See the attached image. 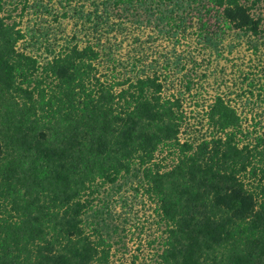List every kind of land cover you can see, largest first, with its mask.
<instances>
[{"label": "trees", "instance_id": "trees-1", "mask_svg": "<svg viewBox=\"0 0 264 264\" xmlns=\"http://www.w3.org/2000/svg\"><path fill=\"white\" fill-rule=\"evenodd\" d=\"M67 1L0 0V264H264V121L205 88L264 0Z\"/></svg>", "mask_w": 264, "mask_h": 264}, {"label": "rangeland", "instance_id": "rangeland-1", "mask_svg": "<svg viewBox=\"0 0 264 264\" xmlns=\"http://www.w3.org/2000/svg\"><path fill=\"white\" fill-rule=\"evenodd\" d=\"M10 2H16L17 8L16 10L13 11V14L17 17V15L20 13V6L22 5L21 0H9ZM76 0H73V3ZM32 0H29V3H31ZM44 3H46L48 5V7L50 8V12L52 13H56L57 11L61 12L62 11V6L65 7H69L66 6L67 5V0H43ZM61 2V3H60ZM70 3V2H69ZM81 1L77 0V4H80ZM62 4V5H61ZM72 5V3H70ZM20 5V6H18ZM12 8L11 6H6V8L8 9ZM34 9L30 8V14L24 15L23 18L21 19V27L24 28L26 27V24L28 23L30 25V27H32L33 23L35 22V20L38 21V19L41 21H49V24H55L52 20H53V14L52 13H41L39 16H36L34 14ZM85 10H87V7L85 8ZM18 18V17H17ZM30 19V20H28ZM62 23L64 21H66L65 19L61 18ZM47 23V22H46ZM65 23V28L63 29V31H59L58 33L56 32H52L49 36V43L53 44V47L55 49H57L60 45L63 44H69V43H73L76 39L77 41L81 44L85 41V38L82 36V33L79 32V28L75 27L71 22ZM41 24V23H38ZM43 25H46L45 23H43ZM79 26V25H78ZM54 27V26H53ZM77 36H75L74 38H72V35L75 33ZM56 37V39H55ZM258 41V45L260 50L264 49V32L257 38ZM234 40H231L230 42V48L226 47V49L223 51L222 53V58L219 57L218 59H216L215 61H213L210 64V68L211 70L216 69L217 71L210 73L205 80L209 83L210 81V85L205 84V88L209 90V93L214 94L216 92H221L222 90H224L226 93H229L231 89H235V91L232 93L231 98L233 99V101L231 102L232 104H235V106L237 107L238 111L241 112L242 115H249V116H256L258 118L261 119V121H264V69L262 73H254L255 75H249L246 73L248 69V58L252 56L251 54V48H248V45L244 42V40H238L236 39L234 42ZM233 42V43H232ZM32 42H30L29 45H33V46H29V48L35 50V46L34 44H31ZM238 43V44H236ZM234 44V45H233ZM232 45V46H231ZM28 49V48H27ZM230 49V50H229ZM29 50V49H28ZM213 56V55H212ZM263 57V56H261ZM212 59V58H211ZM255 63V62H254ZM259 65V64H258ZM204 64H202V67H197L198 71H205L204 70ZM237 66L238 69H237ZM189 68V64L187 66V69ZM223 69L222 71H218L219 69ZM208 70V69H207ZM237 70H240L242 75L240 73L237 72ZM239 74V75H238ZM246 74L247 79L246 80H242L243 75ZM253 74V73H252ZM178 75H182V72ZM255 77H260L259 79H255ZM253 80H252V79ZM251 81L253 84L254 82H258L257 86H249L248 82ZM236 82V83H235ZM216 87V88H215ZM179 90H182L181 88V83L179 84L178 87H176ZM176 89V90H177ZM199 87L198 85H194L193 90H198ZM251 89V93H249V90ZM186 97V96H184ZM185 103V102H184ZM200 111V110H199ZM187 113L189 115V126H190V130H192L191 133H186L184 136L188 137L189 135L192 137H196V136H201V134L199 132H195V127L200 130L202 132V136L205 135L207 133L206 130H204V128L197 126L198 124L203 123V119L200 120L202 111L198 112L197 111H192L189 112V108H187ZM143 237H145L144 235H142V239ZM136 236L133 235L132 238V242H128V246L130 247V251H133L136 247V243L135 240ZM145 243V241H144Z\"/></svg>", "mask_w": 264, "mask_h": 264}]
</instances>
